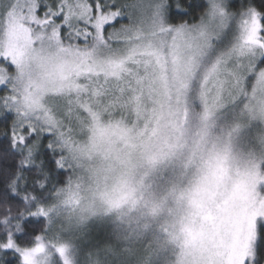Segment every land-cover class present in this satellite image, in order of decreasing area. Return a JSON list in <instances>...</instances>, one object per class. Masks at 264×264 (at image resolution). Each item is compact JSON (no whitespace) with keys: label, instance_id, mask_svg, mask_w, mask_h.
<instances>
[{"label":"snow or ice","instance_id":"snow-or-ice-1","mask_svg":"<svg viewBox=\"0 0 264 264\" xmlns=\"http://www.w3.org/2000/svg\"><path fill=\"white\" fill-rule=\"evenodd\" d=\"M0 264H264V0H0Z\"/></svg>","mask_w":264,"mask_h":264},{"label":"trees","instance_id":"trees-1","mask_svg":"<svg viewBox=\"0 0 264 264\" xmlns=\"http://www.w3.org/2000/svg\"><path fill=\"white\" fill-rule=\"evenodd\" d=\"M233 2L239 4L241 0H233Z\"/></svg>","mask_w":264,"mask_h":264}]
</instances>
